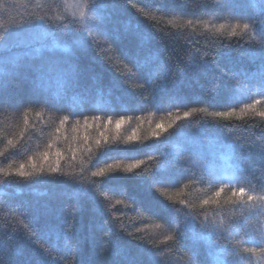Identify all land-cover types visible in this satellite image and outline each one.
<instances>
[{
    "label": "trees",
    "instance_id": "1",
    "mask_svg": "<svg viewBox=\"0 0 264 264\" xmlns=\"http://www.w3.org/2000/svg\"><path fill=\"white\" fill-rule=\"evenodd\" d=\"M50 2L0 0L3 5L0 8V34L7 33L0 46V62H7L0 64L7 68L6 73H0V99L4 101L0 108V151L4 150L7 140L19 141L18 151L10 150L0 157L3 161L0 167L9 163L13 168H18L20 163L28 166V158L33 157L37 165L47 170L49 165L55 166L57 150L64 154L60 160L64 175L54 174L30 181L13 176L8 183L0 185V262L154 264L159 260L155 256L168 247L171 251L163 264H184L181 261L189 258L196 264H216L215 242L209 247L205 240L192 238V232L184 228L188 208L179 200L195 205L193 213L198 224L207 215L209 227L211 221L219 223L223 220L225 225L237 228L239 238L224 236L220 241L229 247L230 241L246 240L248 235H255L264 228V217L249 216L246 210L242 216L238 208L234 210L226 203L231 196V187H224L218 198L222 207L205 205L201 208V201L212 196L220 186L211 184L204 174L186 165L178 144L183 136L175 134L183 125L185 134H205L207 148L216 147L213 142H217L228 145L231 155L234 149L241 177L234 186L237 189L244 187L247 194H264V160L261 159L264 122L259 117L223 120L198 114L178 121L159 138L151 137L157 123L166 127L177 115L182 116L193 107L227 111L243 106L233 99L234 82L228 81L224 73L229 76L245 73L255 83L261 69L257 49L246 42L247 37L228 38L226 34H216L195 22L219 25L238 20L255 21L259 31L264 27V15L259 6L251 7L247 0H231L232 15H228L214 3H207L205 7L206 0H99L97 11L105 23L107 36L98 44L84 38L82 46L72 54L64 49L72 47L78 33L62 31L48 36L47 21L42 23L35 19L53 14L47 7ZM145 13L155 19H149ZM188 20H192L194 26H187ZM53 45L58 46L53 48ZM109 46L110 50L104 51ZM42 47L53 48V52L45 51L42 59L26 55L30 53L35 57L34 50ZM245 49L251 52L247 59L240 53ZM51 60H68L80 70L75 88L58 101L52 99L55 80L46 75ZM135 60L140 61L139 68L135 66ZM127 68H132L135 75L129 74ZM41 75L45 76L44 87L38 88ZM261 98L254 92L253 99ZM71 105H76V111L83 115L70 117L61 126L59 118L69 115ZM29 109L25 127L23 113ZM37 112H43V115L37 117ZM85 116L88 117L87 124ZM122 116L125 119L132 117L122 126L123 135L136 129L139 136L149 139L143 144L114 146L106 153L94 156L81 171L83 166L79 161L87 159L86 147L90 146L97 153L95 140L101 138V132L109 137L113 135L115 121ZM85 136L89 138L87 146ZM44 151L51 153L47 161L39 155ZM126 155L143 160L141 169L130 174L116 173V179L92 184L91 171L105 163L133 162L132 159H115ZM158 169H165L173 176L174 183L170 188L158 186L153 190L150 187L152 176L167 175ZM26 170L31 169L26 167ZM113 185H123L126 194L122 196L118 190L106 191ZM81 188L87 191L78 193ZM161 190L174 197L176 202L161 195ZM101 192L109 199L104 200ZM117 199L124 200V204L117 205ZM114 215L119 220H113ZM168 219L171 220L169 232L176 240L156 243L148 230ZM137 228L144 229L146 239L159 246L153 247L128 235ZM196 231L201 229L197 227ZM135 235L142 233L135 232ZM243 246L257 247L251 241Z\"/></svg>",
    "mask_w": 264,
    "mask_h": 264
},
{
    "label": "snow or ice",
    "instance_id": "2",
    "mask_svg": "<svg viewBox=\"0 0 264 264\" xmlns=\"http://www.w3.org/2000/svg\"><path fill=\"white\" fill-rule=\"evenodd\" d=\"M249 6L256 7L259 6V11L262 15H264V0H247ZM207 3H214L219 6L220 9L224 11H230L231 0H206L205 7H207ZM98 6L99 0H51V2L47 5L50 11L53 13L52 15L46 16H37L35 19L40 22L47 21L49 32L46 33L48 36H55L57 33L62 31H72L74 33H78L79 35L75 37L73 41V45L71 48H65V52H69L74 54L75 51L82 46L81 41L84 38L91 39L95 43H99L98 38V24L97 21L101 20L102 17L98 14ZM3 5H0L2 8ZM145 16L148 17V14L145 13ZM149 19H155V17H148ZM251 20V18H249ZM170 24L174 23L173 21H169ZM196 24H203V27L209 31H213L216 34L224 35L226 34L228 38L232 37H247V43L249 45L254 46L257 49V54L261 60V69L259 72V78L253 83V78L249 77L245 73H233L229 76L227 73H224L225 78L228 81L234 82V95L233 99L242 103L243 106L238 110L235 107H231L227 111H208L205 107H193L189 111L183 112L182 116L177 115L175 120L168 123L165 127L162 123H157L155 129L151 132V137L159 138L161 133L167 132L168 129L173 128V126L181 120H188L198 114H206L208 117L223 119V120H246V119H254L259 117L262 122H264V27H262L259 31H257L255 26V21L252 22H241L237 21L235 23H221L219 25L209 24V22L196 21ZM187 26H194V22L192 20L186 21ZM264 25V22H262ZM23 27V25H20ZM7 38V33L0 34V46L3 45L4 40ZM58 45H53L57 47ZM53 48H37L35 49V57H32L30 53L26 55L29 58L42 59L44 57L45 51L52 53ZM110 50V46L108 49L104 51ZM19 60V57H16ZM108 59L111 61L112 57L109 56ZM6 61L0 62V64H6ZM135 66L139 68L141 66L140 61H134ZM44 72L43 67L40 69ZM7 68L4 66H0V73H6ZM127 72L129 74L135 75L132 68H127ZM55 73L54 77L52 74ZM46 75L55 80L56 88L52 93L53 100H62L67 97L68 92L75 88L76 84L79 80L80 70L79 67L75 63H71L68 60L59 61V60H51L48 61V67L46 70ZM44 79L45 76L41 75L40 83L37 85L38 88L44 87ZM141 87H144V84H140ZM47 91V89H45ZM259 93L262 97L261 99H253V94ZM251 101V102H247ZM47 103V101H45ZM4 101L0 99V108L3 107ZM72 111L69 115H64L59 118V123L63 126L66 122L70 120V117H76L77 115H83L80 112L76 111V105H71ZM28 111L26 110L23 113L24 116V124L25 127L28 125ZM43 112H37L36 116L41 117ZM94 119H99V117H94ZM132 120V117H128L125 119L123 116L115 121V129L114 134L110 137L105 135V133L101 132L100 137L95 140V147L97 153L93 152V149L88 146L85 149V154L87 155V159L81 158L79 163L83 166L81 171H84L89 163L92 162L94 156L97 154H104L107 150L112 149L114 146L123 145H133V144H143L144 140L149 139V137H141L137 134V130L133 129L131 134L123 135L122 134V126L129 123ZM88 117H84V122L87 124ZM77 123L79 121L77 120ZM108 123L111 124V119L108 120ZM57 131H60L58 128ZM176 135L183 136L184 126L182 125L180 128L176 130ZM21 137L23 136V132L20 133ZM89 138L87 136L84 137L85 145H88ZM19 141H13L11 139L7 140V144L3 151H0V157H4L9 153L10 150H16ZM49 148L52 147L51 144L48 145ZM41 159L47 161L50 152L44 151L39 154ZM56 157L55 166L49 165L47 170L42 165H37L33 157H29V164L26 166L24 163H20L18 168H13L11 163L7 164L5 167H0V185L6 184L9 181L10 177H18L24 181L37 180L44 176H52L54 174L64 175L60 169V160L63 159V153L57 150L54 153ZM235 150L233 149L232 155L228 157L227 160V168L231 169L230 173H221L216 172L209 165H200L196 161H193L194 167H202L205 172L213 173V182L216 184L230 186L231 187V196L228 197L226 203L232 205L233 209H239L241 215H245V210L247 215L249 216H257L264 217V194L251 195L247 194V190L244 187H239L238 189L234 186L239 182L241 177L238 175L240 171V167L237 163H235ZM75 159V156H73ZM115 159H132L133 162L121 164L119 162L116 163H105V166L98 167L97 170L91 171L90 177L92 179L93 185H98L100 183H104L110 179H116V173H124L130 174L134 173L135 170L141 169V165L144 164L143 160L135 159L130 155L117 157ZM151 159V157H149ZM261 159L264 160V152H262ZM3 163V161H0ZM26 167H30L31 170H26ZM159 171H165V169H158ZM138 175H143V173H137ZM172 178L167 175H159L152 176L150 187L153 190H156L158 186H171ZM112 190H118L120 194L123 196L126 194V189L123 185H113L111 189L106 191L110 192ZM87 189L81 188L78 189L79 192H86ZM224 192V187H220L219 190L215 191L212 196L201 201V208L205 205H216L217 207H222L221 201L218 199L221 196V193ZM100 195L104 200H108L109 196L104 192H101ZM161 195L165 196L169 201L175 203L174 197L168 195L166 191L161 190ZM247 197L244 199V197ZM236 198V199H233ZM117 205L124 204V200L117 199L115 201ZM179 203L186 208H188V212L186 215V222L184 228L186 230H190L192 232V238L194 240H205L206 243L211 247L213 242H215V246L217 248V257L216 264H241V262H247L249 259V254L252 257H255L257 260H261L264 258V228L260 229V235H248L247 240H235L230 241L231 246L228 244H223L220 241L224 239V233H227V237H232V226L225 225L223 220L217 223L215 220L211 221V227H209L208 217L205 215L204 221L197 223V216L193 213V209L195 205H189L185 200H179ZM111 207V205L109 206ZM176 211H179L178 209ZM113 220H119L118 216H113ZM23 223V221H20ZM123 227V224L120 225ZM27 227V225H25ZM163 225L155 224L153 231L155 229H161ZM179 227V226H178ZM199 227L201 229L200 232H197L196 229ZM135 232L142 233V235H135ZM135 232H130L128 235L137 241H142L146 243H150L153 247H158L159 245L154 243L151 240H147L145 230L142 228L135 229ZM175 235L169 234L164 237L163 241L159 243L166 244L168 241H175ZM251 241L256 244L257 247H244L243 245L247 242ZM67 245V242H66ZM171 249L165 247L159 252V261H155L154 264H159L160 261L167 260V253L170 252ZM54 259V258H53ZM2 264V262H0Z\"/></svg>",
    "mask_w": 264,
    "mask_h": 264
},
{
    "label": "rangeland",
    "instance_id": "3",
    "mask_svg": "<svg viewBox=\"0 0 264 264\" xmlns=\"http://www.w3.org/2000/svg\"><path fill=\"white\" fill-rule=\"evenodd\" d=\"M231 3H233V2H231ZM227 14L228 15H232L230 13V11L229 12L227 11ZM97 24H98V33H97L98 38H99L100 41H103L106 38V36H107L106 32H105V27H104L105 23L101 19V20L97 21ZM111 35H112L111 37L114 39L115 38L114 33H112ZM240 53H241V55H244L246 59H247L248 56L249 57L251 56V52L249 50H247V49L240 51ZM237 70L239 71V69H237ZM207 141L208 140L206 139L205 134H203L202 132H197V133H188V134L183 135V137L181 138V140L179 141L178 144L181 147V151L184 154L183 156L186 159V165H188L189 167H193L196 171H199L202 174H204L206 176V178L208 179V182H210L211 184H216V183L213 182V173L212 172H205L203 170V168L199 167V166L194 167L192 162L196 161L200 165H209L216 172L230 173L231 169L227 168V160H228V157L231 156V148L228 145H225L224 143L220 144V143H217V142H213L217 146L216 147L208 146V148H209L208 149L206 147V145H208ZM166 171L167 170H165L163 172L166 173L167 176H169L170 174L168 173V171L167 172ZM170 177L172 178V184H173L174 183L173 176L170 175ZM216 185L220 186V187H230V186H224V185H220V184H216ZM161 187L170 188V186H161ZM170 221L171 220L168 219V220H166V223L161 224V225H163V227L161 229H155V231H153V228H154V225H153L148 230L149 235L151 236V238L156 243H159L160 241H163L164 237L166 235L170 234V232H169V230L171 228L170 227L171 226L170 225ZM232 229H233V232H232V237L231 238H233L234 235H235V238H236L237 237V235H236L237 228L232 226ZM255 235L259 236L260 235V231L257 232ZM223 236L228 238L227 237V233H224ZM239 237H237V238H239ZM231 238H229V239H231ZM155 257L159 258L158 255L155 256ZM218 258H222V257H216V259H218ZM181 262H183L184 264H196V262L192 258L185 259V261H181ZM169 263L170 264H177L176 262L175 263L174 262L173 263L169 262ZM159 264H163V262L160 261ZM241 264H264V259L257 260L255 257L249 256L248 261L247 262H241Z\"/></svg>",
    "mask_w": 264,
    "mask_h": 264
}]
</instances>
